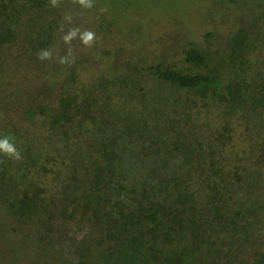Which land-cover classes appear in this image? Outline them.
I'll return each mask as SVG.
<instances>
[{"label": "trees", "instance_id": "obj_1", "mask_svg": "<svg viewBox=\"0 0 264 264\" xmlns=\"http://www.w3.org/2000/svg\"><path fill=\"white\" fill-rule=\"evenodd\" d=\"M241 1L257 7L224 50L190 42L178 63L88 82L77 61L55 108L23 110L48 125L41 144L0 129L13 148L0 150V264H264V71L250 62L264 0ZM71 3L0 0V50H49ZM204 110L217 112L215 129L194 121Z\"/></svg>", "mask_w": 264, "mask_h": 264}, {"label": "rangeland", "instance_id": "obj_2", "mask_svg": "<svg viewBox=\"0 0 264 264\" xmlns=\"http://www.w3.org/2000/svg\"><path fill=\"white\" fill-rule=\"evenodd\" d=\"M77 2L79 5L70 4L75 11L68 6L64 8L49 50L33 55L15 44L0 50V113L4 111L1 105L5 109L6 105L15 106L12 112L0 114V129L21 132L25 140L39 141L41 144L40 139L47 137L48 125L46 127V122L41 121L40 117L34 123L28 122L23 110L41 105L55 108L57 83L73 63L82 62L84 70L80 75L88 82L99 76L120 74L123 66L135 63L155 64L162 59L167 63H178L184 45L190 42L203 49L209 45L211 50L221 51L225 49L227 36H232L240 26H246L245 22H250L246 8L257 7L254 2L251 4L241 0H238L243 3L241 8L232 6L228 0ZM137 6L140 8L133 11L136 13L132 17L120 19V15ZM262 9L264 6H261ZM135 28H140L141 36H136ZM207 33L215 34L216 41L206 42L204 36ZM250 62L254 69L264 71V46L250 56ZM150 87H154L152 82L146 86L147 89ZM174 98L172 96L170 100ZM216 113L204 110L194 121L198 126L208 124V129H215L218 126ZM242 130L239 128L236 133L239 144L242 142L239 141ZM238 143L232 151L241 153Z\"/></svg>", "mask_w": 264, "mask_h": 264}, {"label": "clouds", "instance_id": "obj_3", "mask_svg": "<svg viewBox=\"0 0 264 264\" xmlns=\"http://www.w3.org/2000/svg\"><path fill=\"white\" fill-rule=\"evenodd\" d=\"M0 150L6 151V152H9V153L13 152V148L8 143L7 139L0 140Z\"/></svg>", "mask_w": 264, "mask_h": 264}]
</instances>
